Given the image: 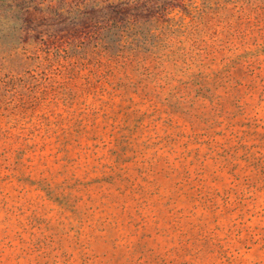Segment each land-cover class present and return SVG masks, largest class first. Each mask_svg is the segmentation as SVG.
Segmentation results:
<instances>
[{"label":"rangeland","instance_id":"obj_1","mask_svg":"<svg viewBox=\"0 0 264 264\" xmlns=\"http://www.w3.org/2000/svg\"><path fill=\"white\" fill-rule=\"evenodd\" d=\"M0 264H264V0H0Z\"/></svg>","mask_w":264,"mask_h":264}]
</instances>
